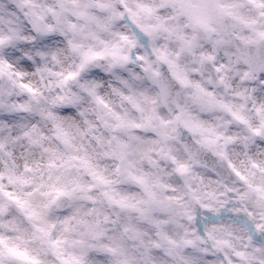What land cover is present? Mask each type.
I'll return each mask as SVG.
<instances>
[{
    "label": "clouds",
    "instance_id": "1",
    "mask_svg": "<svg viewBox=\"0 0 264 264\" xmlns=\"http://www.w3.org/2000/svg\"><path fill=\"white\" fill-rule=\"evenodd\" d=\"M0 264H264V0H0Z\"/></svg>",
    "mask_w": 264,
    "mask_h": 264
}]
</instances>
